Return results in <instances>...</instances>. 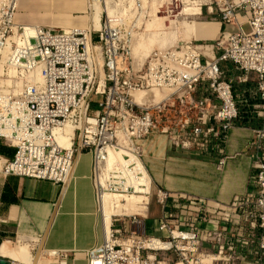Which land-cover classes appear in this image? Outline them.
Here are the masks:
<instances>
[{"label":"built area","instance_id":"2783aa9c","mask_svg":"<svg viewBox=\"0 0 264 264\" xmlns=\"http://www.w3.org/2000/svg\"><path fill=\"white\" fill-rule=\"evenodd\" d=\"M17 3L0 0V78L8 82L0 91V140L14 149L1 171L64 187L77 157L88 153L98 209L104 195L151 194L142 158L154 134L166 135L172 147L215 155L220 168L240 103L222 64L239 73L237 82L254 77L246 93L262 124L250 141L252 190L210 207L157 190L163 235L142 239L130 230L142 225L138 213L114 215L117 228L86 252V264H264V0H210L222 28L213 44L194 40L153 53L139 75L131 55L134 25L107 12L97 27L84 29L16 25ZM158 90L167 93L158 99ZM66 126L71 135L60 144ZM170 202L177 204L174 216L163 210ZM168 251L179 259L158 256Z\"/></svg>","mask_w":264,"mask_h":264},{"label":"crops","instance_id":"0c3cea01","mask_svg":"<svg viewBox=\"0 0 264 264\" xmlns=\"http://www.w3.org/2000/svg\"><path fill=\"white\" fill-rule=\"evenodd\" d=\"M183 2L199 3L195 9H182L186 15L201 13L200 0ZM87 4V0H18L12 21L16 25L84 29L90 23ZM74 10L80 16L62 18L64 13ZM206 10L211 13L210 6L207 5ZM55 20H62V23L58 24ZM181 26L183 37L192 36L197 41L213 38L218 30V24L213 22H183ZM222 69L226 78L233 80V89L240 102L239 118L234 120L222 145V153L227 156L225 163L218 168L215 155L200 154L194 147H172L166 135L154 134L145 141L142 158L154 197L156 191L161 190L172 197L180 194L202 200L210 207L216 203L229 204L235 197L252 190L251 163L255 152L250 147V141L253 130L262 124L251 114L253 101L247 94L254 89L255 81L250 76L244 83L237 82L239 73L230 63L222 64ZM172 116L175 114L172 113ZM12 154L13 148L0 140V248L5 245L11 252L10 256L15 255H2L0 249V258L9 264H86V252L100 245L106 235L101 220L103 208L99 203L98 209L95 203L90 180L91 156L88 153L79 155L68 183L60 187L48 181L3 175L2 166ZM131 197L136 199L130 201L123 198L115 202L111 213H108L110 205L105 200V205L108 203L104 209L109 214V229L115 222L111 219L112 213L122 210L126 204L135 207L138 212L146 209V202L141 205L135 203L144 196ZM169 205L173 209L177 207L171 202ZM162 216L161 207L150 218L140 216L148 235H163L158 230ZM47 252L59 254L50 256Z\"/></svg>","mask_w":264,"mask_h":264},{"label":"rangeland","instance_id":"374dc122","mask_svg":"<svg viewBox=\"0 0 264 264\" xmlns=\"http://www.w3.org/2000/svg\"><path fill=\"white\" fill-rule=\"evenodd\" d=\"M97 4L99 2L100 7V15L101 22L105 19V13L110 17H116L117 20L122 23L124 26L130 27L134 25L135 28L133 30V43L131 45V55L132 61L134 65V70L136 74H142L145 70L147 60L153 53L163 54L166 51L172 50L177 45L181 43L193 41L194 37L189 36L188 38L183 37L181 33V24L183 22L190 23H198V22H213L218 24V30L213 38H208L202 42L195 43H206L208 45L213 44L215 39L219 36L221 31V27H219V15L213 11L211 13L207 12V5L214 8V5L209 3L210 0H200L201 5V13L198 15H186L182 12V9L185 8H197L199 7L197 4L199 3H188L183 2V0H95ZM199 0H190V2H194ZM208 1V3H207ZM88 3V0H87ZM206 3V6H204ZM88 6V4H87ZM80 16V14L74 10L72 12L64 13L62 18L65 19H73ZM58 24L62 23V20H55ZM50 22V21H49ZM52 23V22H51ZM245 31L248 30L246 26H244ZM133 49V50H132ZM0 91L7 88L8 82L4 84L3 80L0 78ZM158 99H161L167 92L165 90L156 91ZM139 94H136V99ZM175 113L173 112V115ZM162 119V116L158 117V121ZM106 196V197H105ZM105 200L108 201L110 207L109 212L111 213L113 210L114 202H118L120 199H129L134 200V197H111L108 195H104ZM146 198V197H145ZM113 202V203H112ZM146 209L142 212L136 211L135 207H131L129 204L120 210L112 213L111 219L114 215H129L131 213H138V217L141 215H146L147 217H151V215L159 211V204L156 203L155 197L153 193H151L146 199ZM124 204V202H121ZM164 211L170 214H177V210L171 208L170 205L164 204ZM125 210V212H124ZM174 211V212H172ZM140 219V218H139ZM119 222H114L112 225L113 229L117 228ZM132 231L136 232L139 237L142 239H147L152 237L148 235L143 225L140 228L131 227ZM109 234L107 235V237ZM145 254V252L143 253ZM147 254H151L147 252ZM159 257H164L169 262L177 261L179 259V253L174 252H160L158 253Z\"/></svg>","mask_w":264,"mask_h":264},{"label":"bare ground","instance_id":"6f19581e","mask_svg":"<svg viewBox=\"0 0 264 264\" xmlns=\"http://www.w3.org/2000/svg\"><path fill=\"white\" fill-rule=\"evenodd\" d=\"M99 5V2H98V4H97V1H95V0H88V8H89V10H90V12H89V19H90V23L91 24H93L94 25V27H97L98 26V21H99V15H100V7L98 6ZM133 50V49H132ZM137 93H134V97H135V95H136ZM64 132H65V134H66V137H62V136H58L57 137V140H58V142L60 143V144H62V143H65V142H67V138L71 135V129H70V127L69 126H66L65 128H64ZM138 196V195H137ZM106 197V196H105ZM105 197L103 196L102 197V199H101V201H100V204H101V206H102V210H103V215H102V227H103V230H104V233L106 234L104 237H106L107 238V235L109 234L110 235V229H109V223H110V219H109V214L107 213V211H105V206L108 204L107 202V204L105 205ZM131 197V196H130ZM131 201V200H130ZM129 201V202H130ZM136 201V200H135ZM135 201H133V202H135ZM132 202V203H133ZM113 203V202H112ZM115 203V202H114ZM131 203V204H132ZM136 204H145V198H139L136 202H135ZM135 203H134V205H135ZM108 206V205H107ZM109 237V236H108ZM105 239V238H104ZM23 246V245H22ZM9 247L11 248V246L9 245ZM18 248H19V246H18ZM1 249V253H2V255H9L10 256V251L9 250H7V248H6V246L5 245H2V248H0ZM14 249V248H13ZM27 251H28V249H27ZM26 253V252H25ZM14 254V253H13ZM13 254H12V256H10V257H15V255L13 256ZM26 254H28V252L26 253ZM18 255H20V254H18ZM22 255V254H21ZM29 255V254H28ZM27 255V256H28ZM24 256V255H23ZM17 257V256H16ZM19 257V256H18ZM21 257V256H20ZM30 257V256H29ZM26 258V257H25ZM19 259V258H18ZM27 259V258H26ZM14 260H17V259H15L14 258ZM22 260H24V259H22ZM30 260V259H29Z\"/></svg>","mask_w":264,"mask_h":264},{"label":"water","instance_id":"95a60500","mask_svg":"<svg viewBox=\"0 0 264 264\" xmlns=\"http://www.w3.org/2000/svg\"><path fill=\"white\" fill-rule=\"evenodd\" d=\"M0 264H9V262L7 260L0 258Z\"/></svg>","mask_w":264,"mask_h":264},{"label":"trees","instance_id":"16d2710c","mask_svg":"<svg viewBox=\"0 0 264 264\" xmlns=\"http://www.w3.org/2000/svg\"><path fill=\"white\" fill-rule=\"evenodd\" d=\"M244 97H245V95H244ZM241 110H242V109H240V111H241ZM13 153H14V149H13ZM12 156H13V154H12ZM12 156H11V157H12Z\"/></svg>","mask_w":264,"mask_h":264}]
</instances>
